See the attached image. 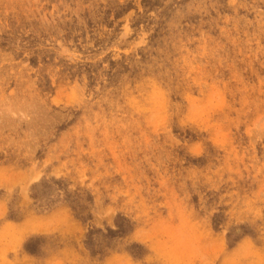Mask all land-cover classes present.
Returning <instances> with one entry per match:
<instances>
[{
    "label": "rangeland",
    "instance_id": "374dc122",
    "mask_svg": "<svg viewBox=\"0 0 264 264\" xmlns=\"http://www.w3.org/2000/svg\"><path fill=\"white\" fill-rule=\"evenodd\" d=\"M0 264H264V0H0Z\"/></svg>",
    "mask_w": 264,
    "mask_h": 264
}]
</instances>
